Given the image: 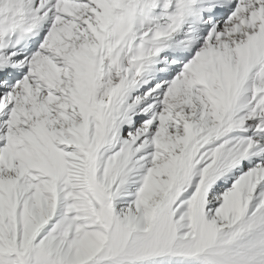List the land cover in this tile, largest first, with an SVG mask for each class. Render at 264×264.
Listing matches in <instances>:
<instances>
[{"label": "snow or ice", "instance_id": "snow-or-ice-1", "mask_svg": "<svg viewBox=\"0 0 264 264\" xmlns=\"http://www.w3.org/2000/svg\"><path fill=\"white\" fill-rule=\"evenodd\" d=\"M0 264H264V0H0Z\"/></svg>", "mask_w": 264, "mask_h": 264}]
</instances>
